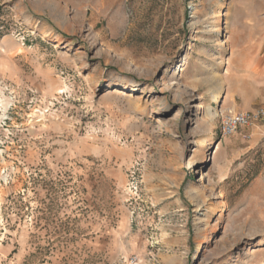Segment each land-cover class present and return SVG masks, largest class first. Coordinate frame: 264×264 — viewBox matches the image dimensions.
Here are the masks:
<instances>
[{
  "label": "rangeland",
  "instance_id": "374dc122",
  "mask_svg": "<svg viewBox=\"0 0 264 264\" xmlns=\"http://www.w3.org/2000/svg\"><path fill=\"white\" fill-rule=\"evenodd\" d=\"M263 63L264 0H0V264H264Z\"/></svg>",
  "mask_w": 264,
  "mask_h": 264
},
{
  "label": "built area",
  "instance_id": "2783aa9c",
  "mask_svg": "<svg viewBox=\"0 0 264 264\" xmlns=\"http://www.w3.org/2000/svg\"><path fill=\"white\" fill-rule=\"evenodd\" d=\"M264 117V109L253 112H235L228 114L222 123L221 135L228 137L235 134L239 129L246 128Z\"/></svg>",
  "mask_w": 264,
  "mask_h": 264
},
{
  "label": "bare ground",
  "instance_id": "6f19581e",
  "mask_svg": "<svg viewBox=\"0 0 264 264\" xmlns=\"http://www.w3.org/2000/svg\"><path fill=\"white\" fill-rule=\"evenodd\" d=\"M218 98V95L215 97V99H217ZM191 100H193V98H191ZM1 103V102H0ZM214 208H212V210H213ZM0 211H1V209H0Z\"/></svg>",
  "mask_w": 264,
  "mask_h": 264
},
{
  "label": "crops",
  "instance_id": "0c3cea01",
  "mask_svg": "<svg viewBox=\"0 0 264 264\" xmlns=\"http://www.w3.org/2000/svg\"><path fill=\"white\" fill-rule=\"evenodd\" d=\"M258 48V47H257ZM260 49H261V46H260ZM262 70H263V72H264V63H263V66H262Z\"/></svg>",
  "mask_w": 264,
  "mask_h": 264
}]
</instances>
